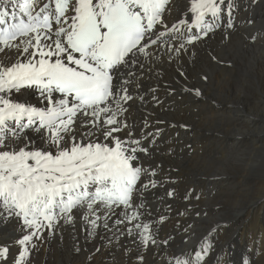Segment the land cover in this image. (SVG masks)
<instances>
[{"label": "snow or ice", "instance_id": "snow-or-ice-1", "mask_svg": "<svg viewBox=\"0 0 264 264\" xmlns=\"http://www.w3.org/2000/svg\"><path fill=\"white\" fill-rule=\"evenodd\" d=\"M239 7L238 0H0V230L15 223L18 233L0 239V264H35L65 226L84 264L117 247L135 264H232L210 239L217 228L191 247L192 225L181 245L162 236L171 217L153 200L172 212L155 195L173 182L156 161L167 123L156 111L162 70L175 65L185 78V56L217 32L228 40ZM164 86L175 94L171 82ZM180 227L177 220L174 231ZM256 255L264 247L240 264H256Z\"/></svg>", "mask_w": 264, "mask_h": 264}, {"label": "bare ground", "instance_id": "bare-ground-1", "mask_svg": "<svg viewBox=\"0 0 264 264\" xmlns=\"http://www.w3.org/2000/svg\"><path fill=\"white\" fill-rule=\"evenodd\" d=\"M238 2L236 31L228 40L217 32L198 45L192 55L185 56L182 62L185 78L177 75L175 65L164 66L158 91L163 107L156 110L167 122L161 126L165 131L156 161L163 167L161 175L173 181L155 190L157 197L164 196L166 203L172 205V212L167 213L153 200L154 208L161 207V214L171 217L163 225L161 235L173 234L175 244L181 245L183 228L192 225L189 234L195 236L185 246L191 247L212 228H217L216 224L231 222L230 227L217 228L210 238L221 256L235 251L228 245L235 247V254L241 256L264 247V223L257 227L255 220L254 227L242 228L240 222L242 217L264 212V176L256 171L264 163V40L252 43L246 39L264 34V0L252 7L248 0ZM248 19L254 23L247 24ZM205 76L207 80L203 79ZM166 82H171L175 94L168 95ZM150 83L154 87L157 84L155 80ZM184 87L199 88L202 95L196 97L182 91ZM170 124L177 126L169 127ZM180 124L188 127L181 128ZM210 164L216 165V170H210ZM167 189H175L176 195L171 200L165 196ZM186 194H190L189 200L184 199ZM185 209L189 210L185 216L176 215ZM177 220L181 225L179 232L174 231ZM203 225L207 231L201 234ZM15 227L12 223L0 230V239L17 236ZM79 227L76 226L77 233ZM241 228L240 239L234 244L233 237ZM251 231L255 242L250 241ZM62 232V240L56 235L43 245L35 264H84L85 253L77 254L73 248L72 227L65 226ZM243 238L247 246L241 245ZM94 246L88 245L89 249ZM242 250L245 252L241 253ZM253 258L256 264H264V256ZM235 259L231 255L232 264H236ZM94 261L95 264H135L134 257L129 260L118 247L103 250Z\"/></svg>", "mask_w": 264, "mask_h": 264}, {"label": "rangeland", "instance_id": "rangeland-1", "mask_svg": "<svg viewBox=\"0 0 264 264\" xmlns=\"http://www.w3.org/2000/svg\"><path fill=\"white\" fill-rule=\"evenodd\" d=\"M245 80V79H244ZM186 152H188V150L186 151ZM186 154V153H185ZM186 156H188V154H186ZM232 159V158H231ZM209 169L210 170H216V168H217V166L216 165H214V164H210L209 166ZM214 167V168H213ZM256 171H257V174L259 175V176H264V163L262 164V165H260V166H258V168L256 169ZM262 172V173H261ZM239 210H241L242 209V207L240 208V207H237ZM256 211H259V210H256ZM223 218V217H222ZM202 220V219H201ZM219 220V222H220V219H218ZM218 220H217V222H218ZM255 220H257L258 221V224H257V227H260L261 225H262V222L264 223V212L263 213H261L260 215H258V214H256V215H254V214H252L250 217H242V218H240V222L242 223L243 222V224H242V228L244 227V228H251V227H254L255 226V224H253L254 223V221ZM252 221V222H251ZM223 223V224H222ZM222 223H218V224H216L214 227H217L219 230H222V229H224V227L225 228H227V227H230L231 226V222H222ZM220 224V225H219ZM203 230H202V232H201V234L202 233H204V232H206L207 230H206V227L203 225ZM242 228L238 231L237 230V233L234 235V237H233V239H234V244L236 243V242H238L239 241V239H240V236H241V230H242ZM208 229V228H207ZM250 233V241H252V234H253V231H251V232H249ZM255 240H256V238H254V240L252 241V242H255ZM241 245H244V246H247V240L245 239V238H243V241H242V244ZM227 247H230L231 249L232 248H234V250L235 251H232V253H231V255H235V257H236V259H235V261H234V263L236 262V264H240V259H241V254L240 253H236L235 254V252H236V248L235 247H233V246H227ZM243 252H245V250H242L241 251V253H243Z\"/></svg>", "mask_w": 264, "mask_h": 264}]
</instances>
